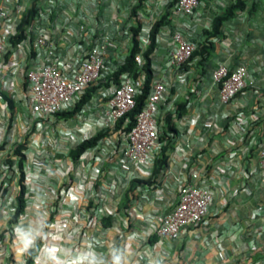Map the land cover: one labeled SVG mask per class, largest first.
Instances as JSON below:
<instances>
[{"label":"rangeland","instance_id":"obj_1","mask_svg":"<svg viewBox=\"0 0 264 264\" xmlns=\"http://www.w3.org/2000/svg\"><path fill=\"white\" fill-rule=\"evenodd\" d=\"M206 25L209 28L199 29L198 34L193 32V40H198V43L206 40L203 31L210 29V21ZM26 50L23 41L12 49L15 53L18 51L24 61L29 57ZM189 66L194 68L193 82L207 74L197 56L189 59L182 70ZM21 78L22 95L26 92L23 73ZM143 79L141 74L139 80ZM108 88V85L99 87L91 97H99L104 103L109 98ZM24 109L25 101L21 99V112ZM12 110L13 107L9 106L8 126L5 127V121L3 128L0 126V146L5 143L0 149V176L5 174L3 177L8 178L5 179L9 184L7 187L12 188L7 195L5 192L1 194V200L9 199L16 203L20 177L16 150L21 144L25 208L16 220H11L15 212L9 211L7 206H0L4 211L1 215H7L2 216L4 221L0 225V252L10 254L6 257V264H28L31 249H35L31 264H264V172L259 165L253 169L249 166L250 159L255 156L252 152L259 150L264 143L263 136L251 139L246 132L241 140L239 132L235 140L230 139L229 147L238 148L240 158L247 160V167L241 171L239 188L233 191L224 205L223 218L218 219L219 216L215 214L211 217L216 221L213 224L209 223L210 217H207L209 224L203 222L193 227L195 238L190 245L182 242L179 246L177 241L169 239L150 244L148 236L157 230L161 216L175 203L166 207L153 203L146 213L143 209L132 210L140 196L147 193L152 195L159 188L158 175L153 173L155 162L151 175L146 177L150 182L137 184L130 189L131 181L124 177L120 188L116 183V190L100 191L98 187L104 181L112 161L94 156L93 160L101 164L84 167L86 172L83 173L76 170L83 169L77 163L78 158L73 159L69 154L81 140L97 132L95 122L89 125L85 121L73 127L71 121H66L71 116L59 115L57 120L62 121L54 117V121L45 120L40 127L33 124L26 128L19 141L14 138V124L9 125ZM120 127L105 128L107 134L97 144L108 139L115 140L116 150H119L116 130ZM167 137L164 128L159 138L161 145ZM237 143L241 145L237 146ZM7 164L8 169L3 170L1 165ZM3 182L0 181V189ZM108 184L110 188L113 186ZM126 193L129 194L128 200L125 199ZM155 195L159 198L162 196L160 193ZM108 216L111 217V224L105 226L103 219ZM98 252H103L105 258L90 260V256Z\"/></svg>","mask_w":264,"mask_h":264},{"label":"crops","instance_id":"obj_2","mask_svg":"<svg viewBox=\"0 0 264 264\" xmlns=\"http://www.w3.org/2000/svg\"><path fill=\"white\" fill-rule=\"evenodd\" d=\"M170 1L13 0L12 4L7 6L15 7L17 10L20 7H29L35 4L40 9H50L52 11L51 30L53 35L54 37L56 35L62 36L57 42L63 46L64 51L72 53V44L64 40L67 38L74 39V36L80 34L78 29L80 25L84 26V30H89L88 21H96L93 28L97 33L111 35L116 34V21L129 26L130 30L140 24L138 38L148 37L152 24L165 13V8ZM233 1L200 0L194 15L190 17L178 16L172 8L168 20L164 23L165 28H161L157 34V45L151 54L153 80L159 79L167 84L165 98L160 106L166 110L170 106L177 108L180 103H186V107L182 113L173 116L176 133L167 131L168 137L163 143V145H169L170 148L168 149L169 152L167 151V164L157 177L159 188L155 193H160L162 196L159 198L155 193L152 195L150 193L143 194L135 201V207H132L133 211L134 209H143L145 213L149 212L153 203L161 205V207L172 205L173 202H176V188L179 181L181 183H204L209 185L214 195L207 216L210 217V219L208 218L209 223L213 224L216 222L211 219L213 215L217 214L218 219L223 218L221 213L224 205L229 200V196L233 195V191L239 188L241 171L247 167V160L240 158L238 148L229 147L230 139H236L237 133L241 132L240 128H243L244 133H249L251 139L264 137V0H245L243 9L235 10L231 17L223 21L221 37L214 40L213 52L207 60L202 61L207 74L199 81H192L195 78L192 66L184 68V70L181 69L179 72L170 71L165 60L173 50L171 35L175 26L179 25L185 28L188 23L190 29L185 31V36L187 39L193 40L195 37L193 32L198 34L200 33L199 29L209 28L206 27L207 21H210L211 25L213 17L222 14ZM2 5L3 0H0V6ZM140 5L143 6L140 7ZM144 13H150V15L145 16ZM153 14L158 15L155 17ZM66 20L72 24L71 28L66 25ZM104 23H107L108 26H101ZM126 45L125 39H119L120 53L126 52ZM197 58L201 60L200 56ZM25 61L27 62L28 59ZM25 61L21 59L18 51L16 53L9 51L4 58L3 67L0 69V95L2 96L0 99V117H2L0 126L2 128L4 121L5 127L8 126L10 117L9 104L5 97L12 99V112L15 113V116L21 112V92L23 89L21 88L23 81L21 76L22 67L26 64ZM217 62H222L231 69L241 64L248 67V80L251 83L226 104L219 102L217 88L213 85L210 76ZM98 100L101 103V98L98 97ZM17 101L19 102L17 103ZM100 103H97L96 106L87 104L82 117L78 116L76 112L66 121H71L70 124L73 127H78L85 121L89 125L94 123L93 118H100L103 113L104 106L103 103ZM57 117L60 118V116ZM59 118L57 121H62ZM18 125L19 123L15 118L14 128ZM85 125L88 128L87 124ZM247 136L245 138L248 140ZM239 145L241 144L237 143V146ZM160 153L161 149L156 158L160 156ZM252 153L255 156L250 159L249 166L251 169L258 167L259 160L258 149ZM94 156H97L98 159L112 161L108 172L106 171L104 181L98 187L100 191L105 192L116 190V183L118 184L117 188H120L122 179L128 175L133 174L135 175L134 178L146 179L151 175L155 162L151 166L142 165L138 168L130 167L128 171L124 170L121 167V151L120 149L116 150L115 140H104L102 144L86 149L78 157L77 163L83 169L77 168L76 170L85 173L84 167L90 165L96 167L101 164H97L98 162L93 160ZM113 169L115 172L110 176L109 171ZM99 171L100 169H98V173ZM4 175H1L0 178ZM108 183L113 184L112 189ZM5 189L8 190L5 193L7 195L12 188L6 187ZM1 199L0 195V206L4 208V201ZM160 199L163 200L160 201ZM1 212L4 211L0 209V225L4 221L2 216L7 217V215H1ZM206 223H208L207 220L204 224ZM194 232L193 229H190L186 235H182L177 240V245L181 246L182 242L185 245H190L195 238ZM17 236L19 237L18 231ZM9 255V252H0V264H6L5 260ZM95 258L103 260L105 258L104 253L98 252L97 255L90 256V260Z\"/></svg>","mask_w":264,"mask_h":264},{"label":"built area","instance_id":"obj_3","mask_svg":"<svg viewBox=\"0 0 264 264\" xmlns=\"http://www.w3.org/2000/svg\"><path fill=\"white\" fill-rule=\"evenodd\" d=\"M12 1L3 0V5L0 6V69L3 67L5 56L14 47L12 39L19 33L18 26L28 8L20 7L16 10L15 7L7 6L12 4ZM199 2L200 0H176L172 8L178 16L190 17L194 15ZM51 12L50 9L37 7L36 16L24 28L26 38L23 42L29 57L22 67L26 92L21 95V99L25 101V109L15 116L19 123L18 127L14 128L15 139L19 141L22 131L33 124L40 127L45 120L54 121V117L59 116L57 113L72 111L90 86L107 81L108 77L124 64L131 47L132 32L129 26L116 21L115 35L99 34L93 28L96 21L88 23L85 19L90 29L87 32L84 26L80 25L78 27L80 34L74 36V39H65L64 41L71 43L73 48L72 53L66 52L57 42L62 36L54 37L51 30ZM66 25L72 27L69 20H66ZM101 26L106 27L108 24L104 23ZM161 28H165V25ZM188 29H190L188 23L185 28L179 25L173 28L171 35L173 50L165 59L170 71L179 72L198 47V40L186 38L185 31ZM119 39L126 40V52H119ZM139 39L142 41L140 40V51L135 59L138 65H142L144 63L142 52L148 47L149 38ZM142 75L144 77L143 73ZM210 76L217 88L219 102L224 104L233 100L251 83L245 64L231 69L224 63L217 62ZM139 77L140 75L135 78L132 73L122 72L118 76V82L109 85V98L103 103V113L100 118H93L97 131L108 127L116 128L117 122L135 107V98L140 93L144 80L140 81ZM166 91V82L152 78L145 104L135 116V124L127 129L128 119L125 118L121 127L116 130L118 134L116 140L119 141L121 151V167L124 170L128 171L130 167L138 168L142 165L151 166L160 152L162 143L159 138L165 128V114L170 112L175 116L177 110L176 106H170L166 110L161 108ZM89 103L96 106L100 102L97 97H91V100L76 111L78 116H83L84 109ZM240 129L242 140L244 131L243 128ZM258 158L259 168L264 172V143L259 146ZM8 167V164L1 165L3 170ZM114 172L115 169L109 171L110 174ZM134 177L132 174L127 178L130 181ZM5 179L8 178H0V181L4 180L0 195L8 191L5 188L9 184ZM176 194L175 204L161 216L155 231L158 241L162 239L177 241L190 229L205 222L214 196L209 185L180 181ZM4 205L9 211H16V203L9 199L4 201Z\"/></svg>","mask_w":264,"mask_h":264},{"label":"trees","instance_id":"obj_4","mask_svg":"<svg viewBox=\"0 0 264 264\" xmlns=\"http://www.w3.org/2000/svg\"><path fill=\"white\" fill-rule=\"evenodd\" d=\"M176 0H171L167 4V8L165 13L162 14V16L157 19L151 26L149 30V45L148 47L142 52V56L144 59V63L142 65H138L136 62V54L140 51L139 47V31H140V24H138L135 27L131 28L132 36H131V47L128 50V54L125 57V62L122 64L118 69L108 77L107 81H101L97 85L90 86L85 94L83 95L81 101L75 106V108L72 111H62L57 113V115H62L65 117H69L75 114L76 111L80 110L81 107L89 100V98L92 96V94L102 86L110 85L111 83H117L118 82V76L122 72H129L132 73V75L136 78L142 73L144 74V80L142 84V88L140 93L136 96L135 101V107L129 111L126 115H124L116 124L117 127H120L125 118L128 119L127 123V129H130L135 124V116L137 113L143 108L145 104V100L148 96L149 90H150V84L152 82L153 74H152V68H151V54L154 52L157 42L156 37L161 29V27L164 25V23L168 20V15L170 13V10L172 9L174 3ZM245 6V0H234L222 14H218L213 17L211 21V27L210 29H204V34L206 35V40L204 42L198 43L197 49L194 51L190 59L194 56H200L201 61H205L209 58L210 54L214 50V40L221 37V25L224 20L231 17L235 10L237 9H243ZM37 13V7L35 4H32L30 7H28L25 11V13L22 15L21 22L18 26L19 33H17L13 39L12 42L14 45H17V43H20L21 41L25 40L26 35L24 33V28L29 25ZM185 66V65H184ZM110 83V84H109ZM26 86V83H25ZM10 107H13V101L9 97H5ZM184 107H186V103H180L177 106L176 115L183 112ZM15 121V113L12 112V120L10 121L9 125L12 126ZM165 128L169 132L176 133V129L173 124V115L170 112H167L165 114ZM107 134V129H101L97 131L94 135L83 139L79 144H77L74 148H72L69 152L70 156L73 159H77L86 149L94 147L97 145V143ZM5 143H3L0 146V149L4 146ZM23 145H19L18 149L16 150L17 155L19 156V160L17 162V166L20 170V177H19V191L17 195L15 196L16 200V211L11 218V220H16L18 215L22 214L24 212L25 208V185L23 183V170L22 165L24 161V154L21 153V147ZM169 149V145H163L161 147V156L156 158L155 160V169L153 170L154 175H158L160 171L166 166L167 164V151ZM12 163V161L10 160ZM145 182H150L146 179H140V178H134L131 180V186L130 189L135 187L137 184H143ZM125 199L128 200V193L125 194ZM103 224L105 226H110L111 224V217H105L103 219ZM156 241H158V236L156 233H153L149 235L148 242L150 244H154ZM35 249H31L29 251L30 256L28 257V264L32 263V255L34 253Z\"/></svg>","mask_w":264,"mask_h":264}]
</instances>
